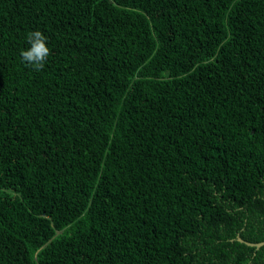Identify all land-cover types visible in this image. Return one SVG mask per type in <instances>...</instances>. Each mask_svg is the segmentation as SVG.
<instances>
[{
  "label": "trees",
  "instance_id": "trees-1",
  "mask_svg": "<svg viewBox=\"0 0 264 264\" xmlns=\"http://www.w3.org/2000/svg\"><path fill=\"white\" fill-rule=\"evenodd\" d=\"M238 237L264 240V0H0V264H264Z\"/></svg>",
  "mask_w": 264,
  "mask_h": 264
},
{
  "label": "clouds",
  "instance_id": "clouds-1",
  "mask_svg": "<svg viewBox=\"0 0 264 264\" xmlns=\"http://www.w3.org/2000/svg\"><path fill=\"white\" fill-rule=\"evenodd\" d=\"M27 40L30 47L21 51L22 61L36 71H40L51 55V49L47 43L48 37L42 31L34 30L27 34Z\"/></svg>",
  "mask_w": 264,
  "mask_h": 264
},
{
  "label": "water",
  "instance_id": "water-1",
  "mask_svg": "<svg viewBox=\"0 0 264 264\" xmlns=\"http://www.w3.org/2000/svg\"><path fill=\"white\" fill-rule=\"evenodd\" d=\"M238 240L241 241V242L246 243L247 245L255 246V247H260V246L264 245V240L263 241H260V242H256V243L255 242H251V241H245L241 237H238Z\"/></svg>",
  "mask_w": 264,
  "mask_h": 264
},
{
  "label": "bare ground",
  "instance_id": "bare-ground-1",
  "mask_svg": "<svg viewBox=\"0 0 264 264\" xmlns=\"http://www.w3.org/2000/svg\"><path fill=\"white\" fill-rule=\"evenodd\" d=\"M43 124V123H42ZM48 125V124H47ZM70 129V128H69ZM59 133V132H58ZM61 133V132H60ZM210 223V222H209ZM226 233V232H225ZM223 235V234H222ZM235 242V241H234Z\"/></svg>",
  "mask_w": 264,
  "mask_h": 264
}]
</instances>
